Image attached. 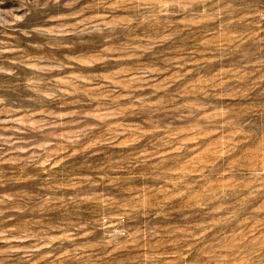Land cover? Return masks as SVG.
Wrapping results in <instances>:
<instances>
[{
  "label": "rangeland",
  "instance_id": "rangeland-1",
  "mask_svg": "<svg viewBox=\"0 0 264 264\" xmlns=\"http://www.w3.org/2000/svg\"><path fill=\"white\" fill-rule=\"evenodd\" d=\"M0 264H264V0H0Z\"/></svg>",
  "mask_w": 264,
  "mask_h": 264
}]
</instances>
